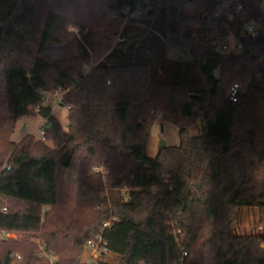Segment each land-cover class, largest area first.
Wrapping results in <instances>:
<instances>
[{
  "label": "trees",
  "instance_id": "1",
  "mask_svg": "<svg viewBox=\"0 0 264 264\" xmlns=\"http://www.w3.org/2000/svg\"><path fill=\"white\" fill-rule=\"evenodd\" d=\"M133 2L0 0V232L32 234L54 264L78 263L97 236L117 260L92 264H264V233L231 230L239 208L264 206V13L257 0H237L239 13L229 0H154L122 26ZM228 31L241 51L216 53ZM156 88L171 95L159 103ZM58 90L67 127L50 115L43 140L12 141ZM155 117L179 144L151 157ZM35 250L1 239L0 264H47Z\"/></svg>",
  "mask_w": 264,
  "mask_h": 264
},
{
  "label": "rangeland",
  "instance_id": "2",
  "mask_svg": "<svg viewBox=\"0 0 264 264\" xmlns=\"http://www.w3.org/2000/svg\"><path fill=\"white\" fill-rule=\"evenodd\" d=\"M122 22V26L124 25ZM69 32H77V30L69 26ZM89 67V66H88ZM87 67V68H88ZM90 68V67H89ZM157 91L154 92L156 99L159 103L164 101L165 98H168L171 95V92L166 89L156 88ZM63 95V91L58 90L55 93H44L42 96V105L50 107V114L54 116L60 124L66 128L67 127V109L59 104L60 98ZM38 108V107H37ZM37 111V109H36ZM46 118H42L38 114L35 116H25L17 120L14 128V133L11 136V140L14 142H19L24 135H32L36 140L41 139L40 130L45 128ZM199 124V123H197ZM189 135L197 134V127L194 126L189 129ZM164 143L166 146H177L179 144L178 128L167 121L160 120L159 117H155L152 125L150 127V138L147 144V154L151 157H154L159 151V143ZM47 145H50L49 142H46ZM164 147V148H165ZM91 170H94L93 168ZM90 170V171H91ZM261 225L263 227L262 232H264V206L262 207H241L238 209L237 218L231 224V230L235 234H248V233H258L257 227ZM10 238L18 239L21 242H34L39 249V245L42 243L38 239L32 238V234H23V233H10ZM37 237H39L37 235ZM43 245V244H42ZM38 251L36 250L33 253V258L38 256ZM89 251L85 247L80 253V258L78 263H83L86 259ZM57 259V258H56ZM105 259L108 262L117 260V257L111 254L105 255ZM48 260V259H47ZM47 264H54L49 260ZM36 264H40L37 262Z\"/></svg>",
  "mask_w": 264,
  "mask_h": 264
},
{
  "label": "built area",
  "instance_id": "3",
  "mask_svg": "<svg viewBox=\"0 0 264 264\" xmlns=\"http://www.w3.org/2000/svg\"><path fill=\"white\" fill-rule=\"evenodd\" d=\"M153 1L154 0H134V2L130 6L125 7L121 12L124 23L130 22L138 17L145 15L150 10ZM232 2H236L234 7V12L239 13L242 9V6L240 5L239 2H237V0H229L228 4H231ZM257 5L259 11L264 13V0H257ZM225 11L228 14L227 16L228 20H231L233 18V14L231 13L229 5L225 7ZM242 20H243V24L241 28V34L243 36L248 35L249 37H256L260 29L259 21L255 19L246 20L244 16L242 17ZM212 44L214 47V51L219 54L239 53L241 51V43L231 31H228V33L225 36H220L217 33H215L214 41L212 42ZM238 87L239 85L235 83L230 88L229 90L230 100L232 101L236 100ZM45 130H46L45 128H42L40 130V135L42 140L44 137ZM93 169L97 170V168H93ZM108 224H109L108 222L104 223L103 227L108 226ZM262 230L263 227L259 225L257 227V231L262 232ZM9 236H10L9 233L0 232V240L4 238H8ZM84 247L87 249V251H89V253L86 259L83 261V263L80 264H92L97 259V257L105 256L109 254L106 248V242L102 240L101 236H97L95 240L87 242ZM185 255L186 253H183V256ZM38 256L42 258H46L52 263L56 261V256L46 252L45 246L42 244L39 245Z\"/></svg>",
  "mask_w": 264,
  "mask_h": 264
},
{
  "label": "water",
  "instance_id": "4",
  "mask_svg": "<svg viewBox=\"0 0 264 264\" xmlns=\"http://www.w3.org/2000/svg\"><path fill=\"white\" fill-rule=\"evenodd\" d=\"M219 72H220V68H218L216 70V72H215L216 77H218ZM50 112L51 111H50V107L49 106L40 105L37 108V114L39 116H41L42 118H46L47 119L51 115ZM158 147L159 148H164L165 144L161 142V143H159ZM261 247L264 249V246H261Z\"/></svg>",
  "mask_w": 264,
  "mask_h": 264
}]
</instances>
